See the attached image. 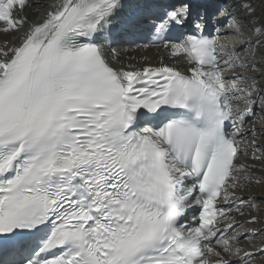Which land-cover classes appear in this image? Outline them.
<instances>
[{"label": "snow or ice", "instance_id": "1", "mask_svg": "<svg viewBox=\"0 0 264 264\" xmlns=\"http://www.w3.org/2000/svg\"><path fill=\"white\" fill-rule=\"evenodd\" d=\"M25 7L0 0L3 30L20 32L0 45V264H245L249 234L217 204L235 198L261 99L255 78L225 75L256 70L252 40L206 35L187 0H53L32 22ZM240 7L228 27L252 24L259 49L264 21ZM145 27L186 70L113 65L110 43Z\"/></svg>", "mask_w": 264, "mask_h": 264}, {"label": "bare ground", "instance_id": "2", "mask_svg": "<svg viewBox=\"0 0 264 264\" xmlns=\"http://www.w3.org/2000/svg\"><path fill=\"white\" fill-rule=\"evenodd\" d=\"M137 1L138 0H131V2L134 4H136ZM52 2L53 0H27V7H25V9L22 12H20L19 15L26 17L29 20V22L39 20L43 16V14L48 10L46 6ZM249 2L256 9V16L258 17V19L264 21V0H249ZM239 4H240L239 0H237L236 2L232 1V4H229V6H232L236 17L242 14V13H237L236 10L238 12L241 11L243 12ZM242 18L247 19L245 15H243ZM242 27L244 28V31L242 32L243 38H246L247 40L249 39L252 40L251 46H253V48L249 47L248 52H252L253 50H255V60L257 61L256 71L263 70L262 73L257 74V72L248 71L241 68L242 71H245L246 74L249 75L248 77H246L248 80L246 79L245 83L251 84L252 78H255L257 91L253 94L252 98L256 99V97H260L261 100H264V46H261L259 49H255L256 36H254L252 32L253 29L252 24L245 23L242 25ZM224 31L225 33H227L226 28L224 29ZM19 36H20V32H13V31L5 32L4 30L0 29V45L8 44L9 46H11L13 43H15L18 40ZM222 42L230 46L234 45L237 50L241 49V47L244 45V43L242 42H239L238 44H234L235 42H232L231 39L227 37V34L224 35ZM138 45L141 46V43L137 45L136 44L128 45L127 43V45H124V47L126 48L119 47L118 45H114L111 48V50L118 49V51L121 53L117 56H115L116 54L114 56L110 55L112 62L116 63V61H119L131 65L133 63V58L135 55L140 56L141 53H144V49L139 47ZM127 48H130V52L128 53L130 55L129 59H127V57L122 53ZM152 50L155 49L152 48L149 51ZM106 51L109 54H111L109 48H107ZM244 57L246 58L249 56L245 54ZM248 63L251 64L250 62ZM136 66L140 67L142 65L139 64ZM260 81L262 82L260 83ZM241 86L243 87L244 85L242 84ZM257 93L259 94L256 95ZM254 110L256 112V115L260 116L263 119L262 121L264 123V109L262 108V106L259 105L258 103L254 106ZM243 125L246 126L245 133H243V135L241 136L243 141L246 140L249 141L250 139L251 141L254 142V145L253 146L247 144L246 146L244 145L243 146L244 152L240 157V159L238 160L239 164L244 165V169L239 173H237L238 176H242L243 183H242V187L239 186V188L236 190V196L248 195L247 200L249 199L252 203L251 205H253L252 208H256V209L252 211V214H249V218H245L246 214L244 213L242 217L236 216V218L234 219L236 222H238L240 218L241 224L243 223L240 226L241 228L243 226L244 227L248 226L253 229V232L255 231L254 233H256L255 235H250L253 232L252 233L246 232L249 234L248 238L242 239L243 242H246L247 248L254 249V252H252L253 253L252 257L249 258L245 262V264H264V254H261L260 251L262 248H264V153H258V150L264 151V126L259 125L255 117H250ZM253 129H255V135H253L252 132ZM241 150L243 151V149ZM253 157H256V159H253ZM257 180L260 182L257 183L256 182ZM219 202L226 203L223 201H219ZM224 207H228V206L225 205ZM246 210L247 208L245 207V212ZM253 217L256 218L255 224H251L253 222L250 223ZM235 231L242 234L245 233L239 230L238 228H236ZM242 241L240 243H242ZM245 251L247 250L245 249ZM241 257H243V253H241ZM241 257L234 256L232 257V259L237 260L240 259Z\"/></svg>", "mask_w": 264, "mask_h": 264}, {"label": "rangeland", "instance_id": "3", "mask_svg": "<svg viewBox=\"0 0 264 264\" xmlns=\"http://www.w3.org/2000/svg\"><path fill=\"white\" fill-rule=\"evenodd\" d=\"M234 1L236 2L237 0H234ZM238 7H239V6H238ZM230 30L232 31L231 33L233 34V37H230V39H231L232 42H235L234 44H238L239 42H242V43L245 44V42L247 41V39H246V38H243V33H242V32L236 31L235 28H230ZM231 36H232V35H231ZM249 47H252V48H253V46H251V45H250ZM245 54H247V53H242L243 56H245ZM246 59H247L248 62H250L251 64L256 65V63H257V61L255 60V58L253 59V58H251L250 56H249V57H246ZM226 70H227L228 72H231V71H232V69H226ZM238 71H241V72H238ZM254 72H257V74H260V73L263 72V70H257V71L255 70ZM235 73H240V74H242L245 78L249 76V75L246 74L245 71H242L241 68L236 69L235 72L233 71L232 74L229 75V76H233ZM246 79H247V78H246ZM247 80H248V79H247ZM261 82H262V81H260V83H261ZM258 94H259V93H258ZM258 94H257V95H258ZM256 99H257V98H256ZM260 100H261V99H260ZM260 100H259V101H260ZM259 101L257 100V104H258V103L261 104L262 108L264 109V103L262 104L261 101H260V102H259ZM255 116H256V115H255ZM255 116H254V117H255ZM256 118H257V119H256ZM256 118H255L256 120H259L260 125H261V126H264V123H263V121H262L263 119H262L261 117L259 118L258 116H257ZM257 122H258V121H257ZM259 122H258V123H259ZM245 127H246V126L244 125V128H245ZM253 145H254V144H253ZM243 156H245V155H243ZM252 207H253V205H251V208H252ZM252 211H253V210H251V212H250L249 214H252ZM245 214H246V212H245ZM247 228H251V227H248V226L244 227V226H243L242 228L240 227V228H238V229L241 230V231H243V232H245V233L248 232L249 230H251V232H253L252 229H248V230H247ZM240 244H244V245H243V246H244L243 249H244V251H245V249L247 250V251H245V252H249V253L254 252V249H249V248L246 247V242H243V241H242V243H240ZM248 249H249L250 251H249ZM242 253H243V252H242Z\"/></svg>", "mask_w": 264, "mask_h": 264}]
</instances>
